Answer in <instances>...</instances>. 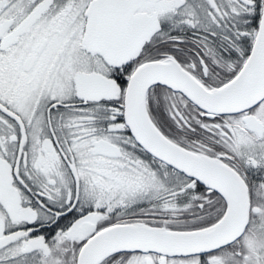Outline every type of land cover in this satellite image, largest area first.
I'll return each instance as SVG.
<instances>
[{"label": "snow or ice", "instance_id": "1", "mask_svg": "<svg viewBox=\"0 0 264 264\" xmlns=\"http://www.w3.org/2000/svg\"><path fill=\"white\" fill-rule=\"evenodd\" d=\"M0 264H264V0H0Z\"/></svg>", "mask_w": 264, "mask_h": 264}]
</instances>
